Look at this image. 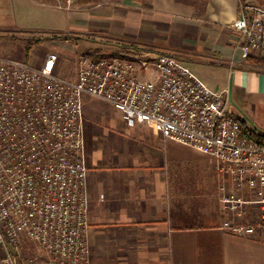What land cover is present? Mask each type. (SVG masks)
<instances>
[{
    "label": "built area",
    "instance_id": "built-area-1",
    "mask_svg": "<svg viewBox=\"0 0 264 264\" xmlns=\"http://www.w3.org/2000/svg\"><path fill=\"white\" fill-rule=\"evenodd\" d=\"M233 27L245 58L264 61V6L240 0ZM59 60L51 53L35 67L0 57V264L39 256L46 264H90L86 97L109 102L131 127H154L165 141L215 160L243 194H225L224 208L241 217L249 206L260 209L255 223L223 229L264 239V143L230 110V90H212L172 54L86 53L76 80L58 74ZM30 246L37 252L29 258Z\"/></svg>",
    "mask_w": 264,
    "mask_h": 264
},
{
    "label": "crops",
    "instance_id": "crops-1",
    "mask_svg": "<svg viewBox=\"0 0 264 264\" xmlns=\"http://www.w3.org/2000/svg\"><path fill=\"white\" fill-rule=\"evenodd\" d=\"M70 15L87 34L126 43L112 53L177 56L212 90H230V110L249 130L264 134V62L243 54L233 27L240 0H101L71 8ZM92 118L84 110L90 264H264L261 232L223 229L226 222L255 223L260 209L249 206L241 217L224 208L225 194H243L215 160L165 141L154 127L110 135L111 122Z\"/></svg>",
    "mask_w": 264,
    "mask_h": 264
},
{
    "label": "rangeland",
    "instance_id": "rangeland-1",
    "mask_svg": "<svg viewBox=\"0 0 264 264\" xmlns=\"http://www.w3.org/2000/svg\"><path fill=\"white\" fill-rule=\"evenodd\" d=\"M73 2L66 4L53 0H0V57L24 60L32 66L40 67L49 54L56 53L60 58L58 74L76 80L77 62L89 50L112 53V47L125 46L126 43L119 40L87 34V30H82L78 24L80 20H73L70 15L71 8L80 7L77 0ZM64 34L71 35L72 39L55 38L56 35ZM94 37L98 40H93ZM28 42L32 43L29 52L26 47ZM105 46L109 49L106 50ZM115 51H119V48ZM84 110L90 118H97L95 121L111 122L112 130H108L110 135L131 127L123 113L105 100L86 97ZM36 252L30 246L26 257H33ZM30 264H46V257L39 256Z\"/></svg>",
    "mask_w": 264,
    "mask_h": 264
},
{
    "label": "trees",
    "instance_id": "trees-1",
    "mask_svg": "<svg viewBox=\"0 0 264 264\" xmlns=\"http://www.w3.org/2000/svg\"><path fill=\"white\" fill-rule=\"evenodd\" d=\"M100 1L101 0H77V4L82 6V7H88V6L93 5V4H98V3H100ZM55 38L69 40V39H72V36L64 34V35H56ZM26 47H27L28 52L31 51L32 43L28 42L26 44ZM248 59L250 61L251 60H254V61L257 60V61H260V62H264V61H262L260 59L254 58V57H250ZM243 127H244L245 133H249L250 136H252V137L258 139L259 141H261L262 143H264V134H258V133L254 132V131H251L244 124H243Z\"/></svg>",
    "mask_w": 264,
    "mask_h": 264
}]
</instances>
